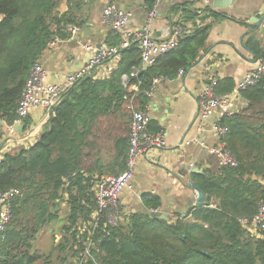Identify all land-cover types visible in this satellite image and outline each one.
Listing matches in <instances>:
<instances>
[{
    "label": "trees",
    "instance_id": "1",
    "mask_svg": "<svg viewBox=\"0 0 264 264\" xmlns=\"http://www.w3.org/2000/svg\"><path fill=\"white\" fill-rule=\"evenodd\" d=\"M62 2L0 0V120L8 125L17 120L30 71L41 62L49 43L56 37L71 38L68 27L84 25L71 17L70 10L58 12ZM158 2L145 0V6L152 11ZM206 12L217 22L224 19L211 8ZM213 25L206 23L185 35L148 68L142 67L141 51L132 44L109 78L88 77L62 98L34 145L3 155L0 193L18 189L21 196L13 203L0 264H264V235L250 234L241 223L251 221L264 203V75L241 92L246 107L221 122L228 127L223 143L237 166L195 176L205 195L203 205L167 221L160 213H147L160 212L162 203L145 195V211L121 217L115 226L108 224L107 213H101L94 226L98 181L119 176L127 168L131 107L145 111L155 80H174L193 67L206 49ZM109 40L108 45L117 47L121 35L113 31ZM245 46L257 60H264V49L254 36ZM216 82L215 93L221 97L236 88L231 78ZM131 85L138 91L129 92ZM149 128L153 133L162 130L153 122ZM61 216L66 217L62 238L43 255L36 243Z\"/></svg>",
    "mask_w": 264,
    "mask_h": 264
},
{
    "label": "crops",
    "instance_id": "2",
    "mask_svg": "<svg viewBox=\"0 0 264 264\" xmlns=\"http://www.w3.org/2000/svg\"><path fill=\"white\" fill-rule=\"evenodd\" d=\"M111 4L117 7L129 5L133 13L130 23L133 31L145 27L147 14L149 16L150 13L145 0H63L58 12L63 15L70 10L71 17L84 25L79 28L77 36L61 38L56 48L44 53L41 63L48 75L47 83L61 82L83 65L86 60L85 44H107L110 41L113 31L103 22V12ZM143 9L147 10V14ZM212 9L224 19L217 22L208 15L202 0H159L157 3V16L151 22L152 36L156 40H163L165 33H171L176 27L184 28L189 34L206 23L214 22V25L206 49L196 64L176 79L162 80L158 84L149 112L154 126L164 131L167 148L154 149L138 160L131 186L121 195L122 217L145 211V195L161 200L160 214L166 213L171 219L178 214L184 216L190 209L186 210V207L195 201L194 191L185 185H196L195 176L216 175L221 169L217 157L209 152L219 144L211 131L217 118L214 116L204 122L200 120V95L210 80L231 78L237 85L258 66L259 60L245 43L254 36L264 49V22L257 29L249 26L252 18L260 19L264 15V0H233L230 7ZM83 29L89 32L82 33ZM53 31H56L55 27ZM63 34L68 35L66 30ZM116 67L105 65L96 70L93 77L107 79ZM127 78L123 77L125 83ZM128 91L137 92L138 87L131 85ZM246 105L247 102L240 97L235 103V110L241 111ZM44 118V111L36 110L28 118L29 127L22 132H10L3 127L0 146L5 142L3 146L8 148L5 141L8 137L14 138L12 143L15 139L26 137L28 146L33 145L46 122ZM21 147L17 143L14 150Z\"/></svg>",
    "mask_w": 264,
    "mask_h": 264
},
{
    "label": "built area",
    "instance_id": "3",
    "mask_svg": "<svg viewBox=\"0 0 264 264\" xmlns=\"http://www.w3.org/2000/svg\"><path fill=\"white\" fill-rule=\"evenodd\" d=\"M204 8H213V0H202ZM132 13H128L119 9L114 4L109 5L103 12V22L112 31L121 35V42L117 47L110 46L106 43L85 44L83 46L86 60L83 65L71 74H68L63 81L58 83H47L48 75L46 69L41 62L36 63L30 71L26 82L25 89L17 107V120L13 125H8L0 120V128L8 129L10 132H16V126L25 124L24 128L29 125L26 121L30 115L36 110H43L45 113V121L49 118L54 108L61 102L62 98L71 91L80 81L93 77V73L108 65L115 68L118 66L122 52L136 43L141 51L142 67L148 68L152 66L158 58L174 50L179 40L188 34L182 27H176L171 33L167 32L163 40L159 41L153 38L151 32V22L157 16V6L150 11L145 27L141 30L133 31L130 28ZM71 38L77 36L80 29L77 27H68ZM61 41L56 37L48 45L46 51L56 48ZM117 68V67H116ZM181 71L179 74L182 75ZM138 71L132 74L137 76ZM264 75V60H259L258 66L248 72L244 78L236 85L235 90L228 95L218 96L215 93L217 85L216 79L210 80L205 86L199 99V117L201 121L216 116L217 120L211 127L212 133L218 138L219 144L209 149V152L217 157L220 167H236L237 161L235 157L228 151L223 139L228 134V127L222 125L224 117H233L235 103L241 97V92L249 87L255 86ZM94 78V77H93ZM97 79V78H94ZM159 80H155L149 97H153L159 84ZM133 110V116L129 134V151L127 168L124 173L119 176H107L101 178L96 185V197L98 205V214L95 216L94 226L98 225V216L101 213L108 214V224L115 226L122 217L120 214V200L123 191L131 186L134 179L135 169L138 160L154 149H166L167 139L163 130L153 133L150 130L152 116L149 107L145 110ZM33 132V131H32ZM42 132V130H41ZM12 137L6 139L0 146V163L3 155L16 149V144L22 147H29V140L26 137L15 139L12 143ZM4 145V146H3ZM34 145V144H33ZM32 146V145H30ZM21 196L18 189H10L0 193V255L1 247L5 240V231L12 219V207L14 201ZM150 215H157L159 211H150ZM242 225L254 236L261 237L264 235V203L260 204L258 214L251 220H242Z\"/></svg>",
    "mask_w": 264,
    "mask_h": 264
},
{
    "label": "water",
    "instance_id": "4",
    "mask_svg": "<svg viewBox=\"0 0 264 264\" xmlns=\"http://www.w3.org/2000/svg\"><path fill=\"white\" fill-rule=\"evenodd\" d=\"M232 2H233V0H213L212 6H213L214 9H225L227 7H230L232 5ZM142 6H143V2L141 3V7ZM119 9H121L123 11H126L128 13H132L129 5H127V4L120 5L119 6ZM143 12L145 14H147V10L143 9ZM147 17H148V14H147ZM263 22H264V15L260 19H258V18H252L250 20V22H249L250 23L249 26L251 28L257 29V28H259L262 25ZM81 32L82 33H87L89 31H88V29H83ZM24 126H25L24 123H22L21 125H17L16 126V131L22 132L23 129H24ZM185 186L188 189L193 190L194 191V194H195V201H194V203H192V205H190V206L188 205L186 207V210H188L192 206H200V205H203L204 204L205 195L201 191V189L199 187H197L196 185H194V184H188V185H185ZM147 213L148 214H151L150 212H147ZM159 217L161 219H163V220H167V221L171 220L170 216L168 214H166V213L165 214H160Z\"/></svg>",
    "mask_w": 264,
    "mask_h": 264
},
{
    "label": "rangeland",
    "instance_id": "5",
    "mask_svg": "<svg viewBox=\"0 0 264 264\" xmlns=\"http://www.w3.org/2000/svg\"><path fill=\"white\" fill-rule=\"evenodd\" d=\"M1 136V134H0ZM66 224V217L61 216L60 220L48 225L41 234L40 239L36 243L37 250L43 254H50L53 245H58L62 236L60 235L63 226ZM55 256L58 253L54 252Z\"/></svg>",
    "mask_w": 264,
    "mask_h": 264
}]
</instances>
